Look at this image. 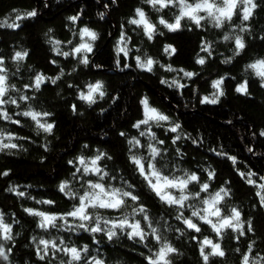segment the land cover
Masks as SVG:
<instances>
[{
    "label": "trees",
    "instance_id": "16d2710c",
    "mask_svg": "<svg viewBox=\"0 0 264 264\" xmlns=\"http://www.w3.org/2000/svg\"><path fill=\"white\" fill-rule=\"evenodd\" d=\"M255 2L258 6L253 16L243 22L248 31H240L242 21L236 15L222 28H216L208 20L197 27L184 19L179 30L170 32L158 21L163 17L174 22L178 8L157 12L144 0H0V22L12 23L18 14L36 12L35 16L15 21L19 24L17 28L0 26V56L8 69V84L16 89H10L8 97L16 99L19 105H4L11 119H0V133L4 137L13 136L11 141L5 138L4 143L18 145L15 149L0 151V173H9L0 175V213L5 223L12 225L13 236L11 241H0L12 249L9 259L0 258V264H61L67 261L63 252L54 256L50 252L45 260H40L36 241L41 238L55 239L57 244L62 239V247L87 245L85 259L96 257L104 264H148L146 258L159 247L150 235L141 242L138 238H128L130 229H116L117 236L109 240L104 232L94 234L75 227L79 221L70 217L67 219L73 230H64V222L57 221L59 229L45 231L37 226L39 217L24 211L32 208L63 214L72 210L78 199L60 192L59 185L68 181L72 192L77 196L83 194L86 181L96 182L98 177L76 172L77 167H82L77 158H92L98 152L111 157L99 162L108 173L101 182L132 191L139 197L137 203L147 209L153 226L178 250L171 257L173 264H204L199 252V241L204 237L220 243L225 252L224 257H210L209 264H242L249 244H252L251 258L264 257V206L256 195L260 189L247 183L248 173L254 174L251 179L257 184L264 183L261 179L264 177V135H261L264 132V86H261V78L247 68L256 60L264 59V0ZM136 8H142L156 24L157 33L152 40L143 34L142 28L128 23L135 17ZM72 16L79 19L72 22L69 20ZM84 27L98 34L91 42V53L86 54L87 65L80 62L84 54L72 53L82 42L78 33ZM122 31L130 38L126 56L124 53L117 55L116 51ZM225 35L230 39L226 41ZM237 35L243 37L246 45L239 55L234 44ZM166 45L175 48V53H165ZM205 46L207 52L201 50ZM57 48L70 55L57 54ZM16 51H26L28 55L16 63L12 60ZM136 57L141 60L151 57L156 61L152 71L138 67ZM199 58H204L205 63L198 64ZM169 66L172 71L168 70ZM180 69L195 75L186 77ZM37 73L59 79L54 84L50 80L43 83L39 90L26 89L24 86L32 84ZM221 78L223 95L218 102L202 103L204 97L212 98L217 92L212 82ZM245 81L247 93H238L237 86ZM96 82L103 85L105 95L96 94V102L92 104L81 100L80 93H87V86ZM21 95L29 99L19 100ZM144 99L150 107L169 117L159 125L151 124L155 139L150 135L140 136V131L148 130L146 126L142 125L139 130L133 127L143 119L141 101ZM29 110L50 113L43 120L54 124L52 132H44L30 117L22 115ZM177 124L180 125L177 132L170 131ZM133 137L144 147L133 148L130 153L128 141ZM149 143L160 149L154 163L165 175L183 176L187 172L199 177L200 183L189 185L190 193L199 192L201 183L209 184L206 192H200L199 198L190 199L186 204L202 208L203 199L222 187L228 189L229 195L219 207L225 215L233 207L240 211L245 235L229 229L218 237L209 225L196 218L194 222L200 225L201 232L186 229L176 216L183 212L184 217H190L193 209H177L161 202L129 159L132 153L148 157L146 146ZM229 157H235V163ZM209 172L214 173L211 179ZM19 192L25 195L19 196ZM45 200L53 203H37ZM127 203L129 207L119 211H89L110 220L127 215L130 222L140 220L150 232L141 215H131L132 207L137 205L130 200ZM248 221L252 223V232L247 231ZM101 226L111 227L103 223Z\"/></svg>",
    "mask_w": 264,
    "mask_h": 264
},
{
    "label": "snow or ice",
    "instance_id": "6c2138e0",
    "mask_svg": "<svg viewBox=\"0 0 264 264\" xmlns=\"http://www.w3.org/2000/svg\"><path fill=\"white\" fill-rule=\"evenodd\" d=\"M144 2L152 6L157 12L169 8L175 7L178 8V14L175 15L174 22H168L163 17L158 21L160 25H163L168 31L175 32L181 28V21L184 19L190 20L197 27L202 26V21L208 20L216 28H222L224 24L230 23L233 20V17L239 15L242 21V26H240V31H248L247 25L243 22H247L253 16L254 10L257 8V3L255 0H144ZM203 13V15L201 14ZM35 10L27 12L24 16L16 15L15 20L12 23H7V21L0 22V26H5L9 28H17L19 24L15 21L22 20L25 17L35 16ZM79 19L78 16L69 17V20L75 22ZM129 24L135 25L138 28H142L143 34L149 39L152 40L154 35L157 33V26L154 24L147 16L145 11L142 8L135 9V17L129 19ZM81 43L75 46L72 49L73 54H84L83 58L80 60L81 63L87 65L89 63L87 58V53L92 51V43L98 38V34L84 27L79 30L78 33ZM86 38V39H85ZM224 39L227 41L230 39V36L225 35ZM130 40L129 37L122 31L119 40L117 41V55L124 53L127 55L128 49L126 47L127 42ZM71 43V41H69ZM55 44L59 45L60 41H55ZM236 54L239 55L240 51L245 48V42L242 36L237 35L234 38ZM121 45H124L121 47ZM202 51L207 52L208 48L202 47ZM165 53L174 54L175 48L171 45H166L164 48ZM57 54H62L67 57L70 55L69 52H60L56 49ZM28 53L26 51H16L12 57V60L16 63L23 61L27 57ZM137 66L147 70L152 71V67L156 61L151 57L146 60H141L140 57H136ZM198 64H204V58H199L196 61ZM55 63V61H53ZM119 64V60L117 61ZM247 68L254 71L257 77H260L264 81V59L256 60L254 63L247 65ZM169 71L173 69L171 66L168 67ZM180 71L184 72L186 77L191 78L195 75L192 72H185L183 69ZM59 79V77H56ZM56 79L46 77L42 73H37L33 78V83L30 85H25L26 89L34 88L39 90L41 85L47 81L55 83ZM9 76L8 69L5 67V60L0 56V119L10 120L8 112L3 108L6 104L18 105L16 99L8 97V93L11 90H16L14 85L8 84ZM164 83V81H162ZM175 83V81H174ZM223 83V78L215 80L212 82V87L217 89V92L213 94L212 98L204 97L201 101L202 103H211L215 104L218 102L219 96L223 95V92L220 90V85ZM261 86H264L262 83ZM87 93L81 92L80 99L86 101L89 104L96 102V94H99L100 97H103L105 93L102 91L103 85L100 82L94 84H89ZM183 87V85H180ZM236 91L238 93L246 94L247 93V82L237 86ZM7 97V99H6ZM29 99L26 95H21L19 100L27 101ZM144 106L143 119L137 121L133 127L136 129H141V126H146L147 131H140V136L150 135L152 139H155V134L151 132V124L155 123L159 125L160 122L168 121L169 117L158 112L157 109L149 106L147 99L141 101ZM75 110V106H73ZM25 117H30L36 124L39 129H42L46 133H51L54 127V124L48 123L46 120H43L44 117L50 115L48 112H38L34 110L24 111L22 113ZM43 121V122H42ZM13 123L19 124V121H13ZM180 125L177 124L171 127L170 131L177 132ZM121 135H125L121 133ZM264 135V132L261 133ZM11 141L13 136L8 134L6 137L0 133V151L4 149H15L18 147L15 143H4V139ZM180 137H176L179 139ZM175 142V140L173 141ZM130 147V153L133 148L144 147L141 145L139 139L133 137L128 141ZM158 143H163V141H158ZM87 147V146H85ZM148 157L139 156L132 153L129 157L130 161L135 165L136 170L139 172L140 176L144 178L147 182L148 187L155 193V195L160 199L161 202L176 207L177 209H183L185 207H191L190 217H184L183 212H180L177 216V220H181L185 225L186 229L193 230L196 233L201 232V227L197 222H194L193 218H196L198 221L207 224L210 226L213 232L216 233L218 237H222L223 233L226 230H231L232 232H238L240 236L245 235L244 231V222L241 221V213L237 208H231L227 215L223 214L221 207L219 205L224 201L225 197L229 195V190L226 188H220L219 191H216L214 195H211L207 199H203L201 203L203 204L202 208H196L193 205L186 204L187 201L193 198H199L200 192H206L209 189L208 183L200 184V191L196 193H190L188 191L189 185L192 183H200L199 177L195 173L185 172L183 176L177 175H165L163 171L157 168L154 161L160 155V149L155 147L153 144L149 143L147 146ZM111 159L110 156H107L105 153H99L92 158H85L83 156L78 157V164L82 167H77L76 172L82 173V175L87 176L89 174L96 175L98 180L96 182L86 181L87 188L83 194L78 195L75 192L70 190V185L68 181L61 182L59 185V191L65 193V195L70 196L73 199H78V204L73 205L72 210L63 213V214H50L44 211L34 210L32 208H25L24 211L29 215L39 217L38 227L47 231L50 228L59 229L57 221H63L66 226L64 230L71 231L73 230V225H71L67 218H72L75 221H79L75 227L83 229L84 231L90 233H101L104 232L109 240L117 236L116 229L124 231L125 229H130L127 232L129 239L138 238L141 242L145 241L150 235L159 245L158 249L152 252V255L148 256V264H173L171 257L174 254L178 253V250L173 247L165 237H163L158 229L153 226V223L147 213V209L143 205H138L139 197L134 195L132 191L124 190L123 188L112 187L111 185H105L101 181L108 176V173L105 172L100 166L99 162L104 159ZM233 163H235V157H229ZM147 161V164L145 163ZM70 164H73V161H69ZM9 173L7 171L0 173V175L7 176ZM75 176V173H73ZM214 173L209 172V179L212 178ZM242 177L245 176L244 173L240 174ZM253 173L247 174V183L255 185L260 189L257 191L256 195L260 198L261 206H264V183L257 184V182L251 177ZM264 180V177H261ZM131 187V185H129ZM14 191V189H10ZM178 193V195L174 194ZM19 196H24L25 193H17ZM130 200L133 202L134 206L132 207L131 215L133 217L141 215L143 221L146 223V226L149 231L145 230V227L142 226L140 220H134L130 222L128 216L125 215L123 218H118L117 220L105 219L99 213L89 209H106V210H115L119 211L125 207H129L127 201ZM37 203L43 204H52L53 201H37ZM215 218V219H213ZM111 225V227H102ZM248 232H252V223L251 221L247 222ZM93 225V226H89ZM12 236V225L5 223L3 218V213H0V241H11ZM196 239V237H193ZM33 240L36 241V238L33 237ZM36 254L40 260H45V258L51 252L54 256L57 252H63L65 256L68 257L67 261H62L61 264H80L81 261L84 264H104V261L96 257H91L90 259H85L86 254L88 253V246L84 245L82 248H77L75 246H63L64 241L61 239L59 244H57L55 239L49 240L41 238L36 241ZM11 248H6L4 243H0V258L4 261L9 259V254L11 253ZM239 251V249H237ZM199 252L204 264H209L210 257H224L225 252L221 247V244L214 242L208 237H204L203 240L199 241ZM252 252V244L248 245V251L242 256V264H261V261H264V257L259 259L251 258L250 254ZM83 254V255H82Z\"/></svg>",
    "mask_w": 264,
    "mask_h": 264
},
{
    "label": "rangeland",
    "instance_id": "374dc122",
    "mask_svg": "<svg viewBox=\"0 0 264 264\" xmlns=\"http://www.w3.org/2000/svg\"><path fill=\"white\" fill-rule=\"evenodd\" d=\"M263 83H264V81H263Z\"/></svg>",
    "mask_w": 264,
    "mask_h": 264
}]
</instances>
